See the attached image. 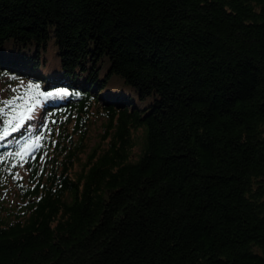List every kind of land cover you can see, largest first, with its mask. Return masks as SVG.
Here are the masks:
<instances>
[{"label": "trees", "instance_id": "16d2710c", "mask_svg": "<svg viewBox=\"0 0 264 264\" xmlns=\"http://www.w3.org/2000/svg\"><path fill=\"white\" fill-rule=\"evenodd\" d=\"M6 77L0 264H264V0H0Z\"/></svg>", "mask_w": 264, "mask_h": 264}, {"label": "rangeland", "instance_id": "374dc122", "mask_svg": "<svg viewBox=\"0 0 264 264\" xmlns=\"http://www.w3.org/2000/svg\"><path fill=\"white\" fill-rule=\"evenodd\" d=\"M7 80H2L0 82V102L6 103L7 101H10L12 99H15V97H18L17 99L20 103H25L27 100H24V94L26 91L29 92L28 90V85L30 84L29 80L27 78H13L12 83L7 84V83H2L4 81H9L8 77H6ZM12 94V96H11ZM51 96L54 98H58V94L51 93ZM21 99V100H20ZM100 122H97L95 124V128L98 131ZM95 131V130H94ZM10 198H12V194H8Z\"/></svg>", "mask_w": 264, "mask_h": 264}, {"label": "snow or ice", "instance_id": "6c2138e0", "mask_svg": "<svg viewBox=\"0 0 264 264\" xmlns=\"http://www.w3.org/2000/svg\"><path fill=\"white\" fill-rule=\"evenodd\" d=\"M27 87H28L29 92H33V91H37L38 90L39 85H35L34 86L33 84H29ZM14 104H15V102L14 101H11V100L6 102V105L9 106V107H13ZM31 111H32V108L31 107L25 109V112H27V113H31ZM31 118H32V116L30 114L29 115L20 114L18 116H14L12 118V120H10V121H5V125L6 126L3 128V134L0 135V140L5 139L11 133L18 132L22 127H24L22 121H24L26 119H31ZM46 126L47 125L45 124L44 127H46ZM44 134L45 133L43 131H39V133L36 135L35 141H33V145H34L33 151L35 150V147H38L39 146V141H40L41 137ZM27 146L28 145H27V142H26L25 148H27ZM16 154L17 155H21L22 153L18 152Z\"/></svg>", "mask_w": 264, "mask_h": 264}]
</instances>
